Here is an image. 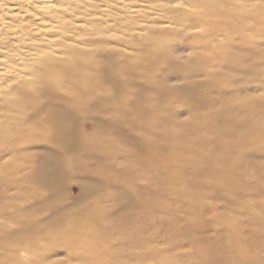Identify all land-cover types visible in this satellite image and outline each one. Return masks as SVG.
Segmentation results:
<instances>
[{"label": "rangeland", "instance_id": "374dc122", "mask_svg": "<svg viewBox=\"0 0 264 264\" xmlns=\"http://www.w3.org/2000/svg\"><path fill=\"white\" fill-rule=\"evenodd\" d=\"M100 1L67 34L104 38L77 48L105 55L95 74L57 73L87 97L28 93L0 66V264H134L145 253L196 264L203 238L264 235V65L248 53L245 16L218 28L175 16L174 0ZM1 79L18 88L2 92Z\"/></svg>", "mask_w": 264, "mask_h": 264}, {"label": "bare ground", "instance_id": "6f19581e", "mask_svg": "<svg viewBox=\"0 0 264 264\" xmlns=\"http://www.w3.org/2000/svg\"><path fill=\"white\" fill-rule=\"evenodd\" d=\"M91 1L95 2V6L99 8L100 5L96 3L98 2V0ZM109 1H112L114 4H117L115 0H101L100 2L103 4H107L106 6L104 5L105 7H107L109 6ZM177 1L174 0L176 4L178 3L179 5L184 6V8H176L171 6V9L174 10V13H177V15L175 16L186 17L185 20H187L188 22H212L214 27L217 26L218 28H221L224 26H228L231 22L234 21V19L242 18L245 16L241 20L246 23V40L249 42V46H247V50H249L248 53L253 54L252 56L255 58H259L257 61H259L261 65H264V0H189V3L185 0ZM87 3L88 2H86L85 0H0V16L2 15V17H0V28L3 26V23H5L7 24L6 28L8 29V31L4 30L5 33L0 35V66L2 71L1 74H4L3 72L6 73L7 71H9L11 80H15L18 86H22L23 88H25L28 93L36 92L37 94H43V90L45 88L53 93L58 92L66 95L68 94L66 93V91L68 90L70 92V90L75 89V92H79L78 90L83 89V93L81 94H83V98L87 97V94L89 95L90 93V89L88 90V88H84L83 84L81 86V89L78 87V84H74V87H69L67 84L62 82L60 77H57L58 73L61 76L66 74L70 76L83 75L86 76L85 79H87V75L89 76V74H95V72L93 71L98 68L95 63L91 64V62H96L98 58H103V56H105L99 55L96 52H81L79 49H77L81 47L83 48L84 46H87L94 41L96 42L99 39L101 40L102 38L99 36L94 37L95 35H98L99 31L90 33L86 39H79L83 35L79 37L77 36L76 38L75 36L71 37V35H67L70 32L75 33V31L73 32V30L71 29H79L74 27L75 25L73 23H78L80 22L79 20H82V22L88 24V20L89 22L90 20H94L93 17H96V15L99 14L97 8L95 9L94 6H90ZM169 3L171 4V1H168V3L166 4H164L163 1V3L159 5L161 7H166L169 6ZM213 10H215L216 12L214 11V13H212ZM111 11L115 13L116 9H111ZM5 14L12 15L11 17L16 19V21L11 20V22L6 23ZM100 15H102V13H100ZM150 18L153 19L152 16ZM154 20H152V23H155L157 21ZM14 22H16V24L19 22H24V24L22 23L19 24V26H16L17 30L14 29V32H12L13 36L11 38V36H8V33L9 29L14 26ZM83 28L84 27H82V30ZM201 33V35L203 36H209L211 34L210 28H204ZM14 35L16 37H18L19 35V37L13 38ZM190 35L194 40L200 37L198 33H190ZM139 37L141 36L139 35ZM216 37H218V35ZM54 38H56V41H51V39ZM17 39L30 41L40 40L46 42L39 46L33 44L31 46L26 47L22 46L21 43L17 44ZM103 40L104 38L99 41V43L103 42ZM11 41H15L17 45L12 44ZM218 41L220 40L218 39ZM218 41L214 40L211 42L213 47L221 45ZM74 44H76V46ZM24 48H27V50L25 51ZM105 49H107V51H112L111 53L119 52V49H117L116 47L107 48V46H105ZM161 52H163V49H161ZM57 54H61V57H58ZM31 58H33V60ZM20 63L24 66L22 67L23 70H19V66H21ZM262 75L264 77V72H262ZM3 76H5V74ZM92 76L93 75H91V77ZM4 83H6V85H3L6 89L5 91H2L4 93H9L8 91L17 87H12L9 83L3 82V79H1V85ZM63 86L67 88H63ZM15 91L16 90H14V92ZM19 93L17 92L18 95ZM14 98L12 99L13 101ZM94 100L95 99L91 98L90 100H87L86 103H92ZM23 101L25 102V99ZM39 102L42 101L39 100ZM5 104L8 103L6 102ZM31 104H33V102ZM89 108L92 111L96 109V107L94 106H90ZM18 113L20 112H17L16 114ZM228 239L230 241V244H226L225 246L220 247L218 242L212 240V242L209 243L206 239L203 238L202 242L199 243V251L197 253L198 255L196 259V264H264V235H249V237H246L244 242L233 241L232 238H229V236ZM231 240L233 242H231ZM134 264L181 263L176 261H170L169 259L166 260L165 258L162 259L159 256L153 255L152 253H145L143 255H140V257Z\"/></svg>", "mask_w": 264, "mask_h": 264}]
</instances>
